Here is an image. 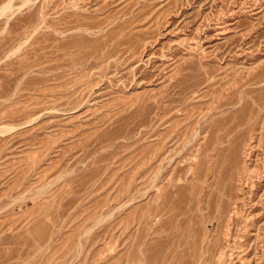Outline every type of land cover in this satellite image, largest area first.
Masks as SVG:
<instances>
[{
  "label": "rangeland",
  "instance_id": "obj_1",
  "mask_svg": "<svg viewBox=\"0 0 264 264\" xmlns=\"http://www.w3.org/2000/svg\"><path fill=\"white\" fill-rule=\"evenodd\" d=\"M0 264H264V0H0Z\"/></svg>",
  "mask_w": 264,
  "mask_h": 264
}]
</instances>
